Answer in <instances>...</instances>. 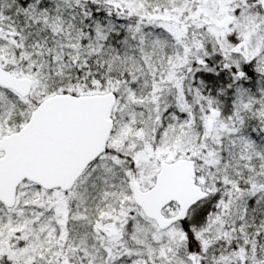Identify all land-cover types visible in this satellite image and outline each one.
Here are the masks:
<instances>
[{"label":"snow or ice","instance_id":"1","mask_svg":"<svg viewBox=\"0 0 264 264\" xmlns=\"http://www.w3.org/2000/svg\"><path fill=\"white\" fill-rule=\"evenodd\" d=\"M0 264H264V0H0Z\"/></svg>","mask_w":264,"mask_h":264}]
</instances>
